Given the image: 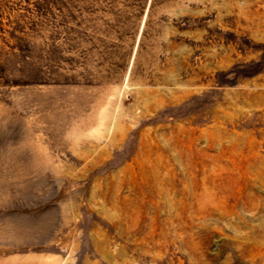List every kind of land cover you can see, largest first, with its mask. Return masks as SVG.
I'll return each instance as SVG.
<instances>
[{
  "label": "rangeland",
  "instance_id": "1",
  "mask_svg": "<svg viewBox=\"0 0 264 264\" xmlns=\"http://www.w3.org/2000/svg\"><path fill=\"white\" fill-rule=\"evenodd\" d=\"M0 264H264V0H0Z\"/></svg>",
  "mask_w": 264,
  "mask_h": 264
}]
</instances>
